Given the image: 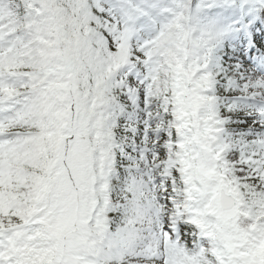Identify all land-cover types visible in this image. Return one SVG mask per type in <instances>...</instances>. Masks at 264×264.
<instances>
[{"label": "snow or ice", "instance_id": "6c2138e0", "mask_svg": "<svg viewBox=\"0 0 264 264\" xmlns=\"http://www.w3.org/2000/svg\"><path fill=\"white\" fill-rule=\"evenodd\" d=\"M0 264H264V0H0Z\"/></svg>", "mask_w": 264, "mask_h": 264}]
</instances>
